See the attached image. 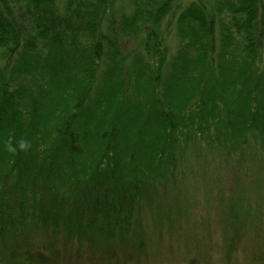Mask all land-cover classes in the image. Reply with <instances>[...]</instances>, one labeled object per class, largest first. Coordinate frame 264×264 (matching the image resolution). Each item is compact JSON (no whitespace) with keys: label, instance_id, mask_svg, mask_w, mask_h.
<instances>
[{"label":"trees","instance_id":"obj_1","mask_svg":"<svg viewBox=\"0 0 264 264\" xmlns=\"http://www.w3.org/2000/svg\"><path fill=\"white\" fill-rule=\"evenodd\" d=\"M246 145L264 0H0V264H141L183 163Z\"/></svg>","mask_w":264,"mask_h":264},{"label":"rangeland","instance_id":"obj_2","mask_svg":"<svg viewBox=\"0 0 264 264\" xmlns=\"http://www.w3.org/2000/svg\"><path fill=\"white\" fill-rule=\"evenodd\" d=\"M259 147L246 145L234 158L219 150L190 153L174 181L170 206L168 201L147 211L138 226L134 243L144 253L138 263L190 264L193 258L194 264H264Z\"/></svg>","mask_w":264,"mask_h":264}]
</instances>
